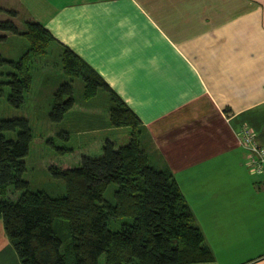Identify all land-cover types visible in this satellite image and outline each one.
<instances>
[{"label":"crops","instance_id":"obj_1","mask_svg":"<svg viewBox=\"0 0 264 264\" xmlns=\"http://www.w3.org/2000/svg\"><path fill=\"white\" fill-rule=\"evenodd\" d=\"M17 3L139 117L153 161L172 171L214 254L183 264H264V184L238 136L247 124L264 146V0ZM109 137L84 155L129 133ZM0 264H22L1 219Z\"/></svg>","mask_w":264,"mask_h":264},{"label":"trees","instance_id":"obj_2","mask_svg":"<svg viewBox=\"0 0 264 264\" xmlns=\"http://www.w3.org/2000/svg\"><path fill=\"white\" fill-rule=\"evenodd\" d=\"M0 11L17 15L13 9ZM0 31L25 35L35 52H44L54 40L48 29L33 20H27L21 31L13 20L0 19ZM60 46L64 73L82 77L86 97L100 89L110 96L109 123L129 127V140L116 147L105 139L100 156L83 154L74 165L51 163L50 174L65 185V193L52 196L44 190H30L23 178L24 157L32 139L28 120L0 118V219L20 262L100 264L102 256L105 264L212 261V249L204 243L172 171L150 164L154 148L137 114L76 52ZM5 63L16 64L0 54V66ZM9 75L8 99L18 107L31 75L22 69ZM73 103V87L64 81L55 91L51 119L61 121ZM4 131L16 132L15 137L8 138ZM58 151L61 155L72 152L60 147ZM111 183L116 187L109 200L104 192ZM9 186L21 192L17 199L3 196ZM113 222L119 226L111 228Z\"/></svg>","mask_w":264,"mask_h":264},{"label":"rangeland","instance_id":"obj_3","mask_svg":"<svg viewBox=\"0 0 264 264\" xmlns=\"http://www.w3.org/2000/svg\"><path fill=\"white\" fill-rule=\"evenodd\" d=\"M4 7L18 9L17 0H0V8ZM25 14L23 9L14 17L0 11V19H11L21 31H24L27 21ZM4 35L5 37H2ZM0 54L8 61L16 62L15 65L5 63L0 66V118L24 117L32 130L29 152L24 157L26 171L23 178L29 182L30 190H44L52 196H59L65 193V185L62 179L50 174L48 167L51 163L74 165L84 152L96 154L92 147L100 145L102 138L110 136L109 138L119 139L120 135L129 133L130 128L127 126H120L117 130L99 128L104 119L109 121L110 96L101 89L95 95L89 97L84 95L82 77L64 73L61 46L55 40L47 45L44 52H35L25 35L0 31ZM20 69L30 73L31 83L24 92L23 103L17 107L8 99L10 93L8 82L11 78L9 73H19ZM64 81L70 82L73 87L74 103L61 121H53L50 114L55 91ZM124 130H127L125 134ZM3 133L8 138H14L16 134L14 131ZM64 133L67 134V139L63 138ZM145 136L147 138V134ZM59 147L68 148L72 152L61 155ZM153 157L149 162L156 166ZM115 187L116 184H109L104 197L112 199ZM20 194L21 192L15 190L13 186H9L3 192L4 197L13 200ZM111 226L117 228L119 222H113ZM100 264H105L104 256L101 257Z\"/></svg>","mask_w":264,"mask_h":264},{"label":"built area","instance_id":"obj_4","mask_svg":"<svg viewBox=\"0 0 264 264\" xmlns=\"http://www.w3.org/2000/svg\"><path fill=\"white\" fill-rule=\"evenodd\" d=\"M240 144L246 150V159L253 173L260 175L264 184V146L256 140L253 130L243 124L238 131Z\"/></svg>","mask_w":264,"mask_h":264}]
</instances>
